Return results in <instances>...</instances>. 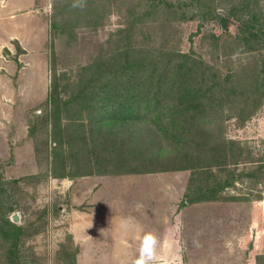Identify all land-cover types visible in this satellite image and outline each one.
Returning <instances> with one entry per match:
<instances>
[{
    "label": "rangeland",
    "instance_id": "obj_1",
    "mask_svg": "<svg viewBox=\"0 0 264 264\" xmlns=\"http://www.w3.org/2000/svg\"><path fill=\"white\" fill-rule=\"evenodd\" d=\"M95 1L97 15L89 0L82 7L68 4L80 0H0V218L20 228L14 258L19 264H71L79 251L72 231L81 241L88 230L80 218L139 205L160 219L169 215L165 206L177 203L184 264H264V99L257 102L251 84L260 77L264 47L239 45L234 17L226 31L217 20L239 0H202L205 19L199 14L184 22L168 10H152L128 39L118 30L145 0ZM257 5L264 12V0ZM127 44L188 54L199 63L193 68L199 77H232L225 93L187 119L204 128V138L232 143L224 167L188 166L183 152L149 126H117L114 134L94 130L86 111L52 113L54 77L68 79L58 83L60 96L68 98L82 68ZM98 71L93 74H103ZM128 127L144 129L131 161ZM232 178L228 187H217ZM188 188L215 189L216 200L181 206ZM7 247L0 238V264H8Z\"/></svg>",
    "mask_w": 264,
    "mask_h": 264
},
{
    "label": "trees",
    "instance_id": "obj_2",
    "mask_svg": "<svg viewBox=\"0 0 264 264\" xmlns=\"http://www.w3.org/2000/svg\"><path fill=\"white\" fill-rule=\"evenodd\" d=\"M93 1L95 0H89L86 5H89L93 15H97L95 8H98L100 2ZM68 4L73 6V3ZM238 4V7L229 9L223 17L217 15L222 29L226 31L228 23L234 17L240 23L239 35L234 38L238 44L249 50L264 47V12L258 7L257 0H239ZM158 9L179 15L183 22L199 14L205 19L206 14H209L202 0H176L170 3L166 0H145L138 11L134 9L131 12L130 22H127V27L118 30V35L125 33L128 39L130 31L144 21L145 17L150 16L152 10ZM191 62H194L193 67H190ZM198 64L188 54L166 51L163 47L157 49L146 44L136 49L129 44L123 45L99 63L82 68L80 77L72 84L68 98L60 96L61 90L58 87L60 80L68 79L64 76L54 77L48 104L56 116L62 112L72 115V112L81 115L88 112L94 130L105 128L115 134L117 126H149L166 144L177 148L179 153L183 152V159L190 163L188 166L221 168L232 155L226 156L227 151L234 148L232 143L227 145L224 141L217 143L204 138V128L196 125L194 120L188 123L187 119L199 117L208 103L212 102L211 98L225 93L231 86L232 77L221 82L216 74L208 77L203 72L199 77L193 72L194 66ZM95 69L102 70L103 74L94 75ZM93 75L97 77L93 78ZM98 76L101 80L104 77L101 83ZM251 84L259 92L256 99L260 103L264 99V64L260 77L258 75ZM67 88L65 83L63 91L67 92ZM246 98V103L249 104L250 99ZM130 127L125 131L130 140V157L127 161L132 160L135 144L144 134L143 128L136 133ZM232 182L233 178L217 187L222 189ZM202 191L203 193L198 189L188 188L180 205L216 200L215 189L206 188ZM3 220L0 218V238L8 243L6 261L8 264H19L12 248L16 246L20 228L7 219Z\"/></svg>",
    "mask_w": 264,
    "mask_h": 264
},
{
    "label": "crops",
    "instance_id": "obj_3",
    "mask_svg": "<svg viewBox=\"0 0 264 264\" xmlns=\"http://www.w3.org/2000/svg\"><path fill=\"white\" fill-rule=\"evenodd\" d=\"M138 207L132 206L113 215H88L85 219L77 220V223L85 222L88 230L85 240L81 241L77 239L80 236H75L72 231L79 246L72 264H132L138 255L139 242L144 233H152L158 240L152 264H184V249L177 236L179 204L165 206L169 209V215L160 219L151 207L141 210ZM160 222L165 229H159ZM168 225L172 228L169 229Z\"/></svg>",
    "mask_w": 264,
    "mask_h": 264
},
{
    "label": "clouds",
    "instance_id": "obj_4",
    "mask_svg": "<svg viewBox=\"0 0 264 264\" xmlns=\"http://www.w3.org/2000/svg\"><path fill=\"white\" fill-rule=\"evenodd\" d=\"M82 6L83 0H80V3L73 4V7ZM130 220L131 218H129V222ZM157 246V237L152 233H144L139 242L138 255L134 258L132 264H152Z\"/></svg>",
    "mask_w": 264,
    "mask_h": 264
},
{
    "label": "water",
    "instance_id": "obj_5",
    "mask_svg": "<svg viewBox=\"0 0 264 264\" xmlns=\"http://www.w3.org/2000/svg\"><path fill=\"white\" fill-rule=\"evenodd\" d=\"M11 219H12L13 222H16L18 220V217H17L16 214H13Z\"/></svg>",
    "mask_w": 264,
    "mask_h": 264
}]
</instances>
